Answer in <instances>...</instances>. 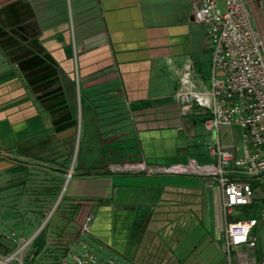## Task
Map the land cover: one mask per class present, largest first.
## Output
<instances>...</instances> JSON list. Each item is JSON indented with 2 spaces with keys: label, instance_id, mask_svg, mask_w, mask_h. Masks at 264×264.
<instances>
[{
  "label": "crops",
  "instance_id": "obj_1",
  "mask_svg": "<svg viewBox=\"0 0 264 264\" xmlns=\"http://www.w3.org/2000/svg\"><path fill=\"white\" fill-rule=\"evenodd\" d=\"M192 2L0 0V157L16 164L11 173L36 163L58 182V199L70 187L57 245H43L37 264H71L70 254L85 250L103 264H191L192 253L203 257L198 264L223 263L214 177L116 172L137 163L218 165L214 134L203 127L212 105L182 114L177 101L181 90L210 101L203 81L211 82L213 45L191 20ZM218 138L234 158L243 155L239 129L221 125ZM79 220L91 223L85 237Z\"/></svg>",
  "mask_w": 264,
  "mask_h": 264
},
{
  "label": "built area",
  "instance_id": "obj_2",
  "mask_svg": "<svg viewBox=\"0 0 264 264\" xmlns=\"http://www.w3.org/2000/svg\"><path fill=\"white\" fill-rule=\"evenodd\" d=\"M264 17V0H255ZM194 20L205 27L213 45L211 65L210 101L189 90L177 93L182 114H189L194 106L212 105L210 118L203 122L206 132L214 134L212 151L218 165L207 172L189 161L187 165L149 167L143 163L122 165L116 172L201 173L214 177L222 192V212L225 221V240L222 246L224 261L232 264H255L240 257L243 249L256 247L252 231L258 222L254 218L228 222L229 216L237 217L239 208L253 203L254 189L249 181L231 178L232 165L247 179L264 176V21L258 25L246 0H225L221 11L217 0H193ZM255 6V7H256ZM222 77H218V74ZM188 84V80L183 81ZM221 125L236 127L241 131L244 152L241 157L220 145L218 130ZM91 229L86 220L80 228L85 237ZM71 264H103L88 251L70 254ZM64 264V263H63ZM112 264V262H109ZM264 264V261L261 262Z\"/></svg>",
  "mask_w": 264,
  "mask_h": 264
},
{
  "label": "rangeland",
  "instance_id": "obj_3",
  "mask_svg": "<svg viewBox=\"0 0 264 264\" xmlns=\"http://www.w3.org/2000/svg\"><path fill=\"white\" fill-rule=\"evenodd\" d=\"M246 2L257 24L262 25L264 17L261 10L257 8L255 0H246ZM217 5L221 11L225 10V0H217ZM203 84L205 88L210 89V79L204 78ZM219 133L222 142L223 135L221 131ZM34 165L36 163L32 166L35 169L30 168L31 172L11 173V169L16 164L10 165L6 159L0 157V263L12 257V260L6 264H37L38 251L43 245L54 247L57 245L58 239L52 234L64 225L60 222L61 220L57 221V218L69 214L70 208L64 203L67 198L65 195L70 193L69 185L64 190L63 198L55 206L60 191L56 192L53 187H57L58 182L51 180L48 175L39 174L37 166ZM66 176L67 174L62 178L63 184ZM249 183L254 190H258L254 191L253 203L237 209L239 216H229L227 221L235 222L249 218L257 220L258 225L252 231L256 248L243 249L240 257L245 261L261 264L264 261V176L252 178ZM46 217L47 221L44 223ZM82 224V220H79L78 225ZM209 231L211 232V229ZM222 241L224 243V238ZM46 251L47 254L49 253L47 258L52 260L58 258L54 248ZM31 256L33 259L30 262ZM199 256L201 255L198 253H192L191 264H198ZM231 256L232 264H234L236 255L232 253ZM208 262L206 264H214V262L211 263L212 260Z\"/></svg>",
  "mask_w": 264,
  "mask_h": 264
},
{
  "label": "bare ground",
  "instance_id": "obj_4",
  "mask_svg": "<svg viewBox=\"0 0 264 264\" xmlns=\"http://www.w3.org/2000/svg\"><path fill=\"white\" fill-rule=\"evenodd\" d=\"M47 221V217L45 218V220H44V223ZM12 260V257H9V258H7L5 261H3L2 263H0V264H6V263H8L9 261H11Z\"/></svg>",
  "mask_w": 264,
  "mask_h": 264
},
{
  "label": "trees",
  "instance_id": "obj_5",
  "mask_svg": "<svg viewBox=\"0 0 264 264\" xmlns=\"http://www.w3.org/2000/svg\"><path fill=\"white\" fill-rule=\"evenodd\" d=\"M17 169H18L17 172H20V171H21V170H20L21 168H17ZM17 172H16V173H17ZM57 191H59V188H56V192H57ZM51 194H52V192H51ZM255 248H256V247H255ZM40 250H41V249H39V251H40Z\"/></svg>",
  "mask_w": 264,
  "mask_h": 264
},
{
  "label": "water",
  "instance_id": "obj_6",
  "mask_svg": "<svg viewBox=\"0 0 264 264\" xmlns=\"http://www.w3.org/2000/svg\"><path fill=\"white\" fill-rule=\"evenodd\" d=\"M191 20H194L193 14H191ZM60 199H61V196H60V198L58 199V202L60 201ZM58 202L56 203V206H57Z\"/></svg>",
  "mask_w": 264,
  "mask_h": 264
}]
</instances>
